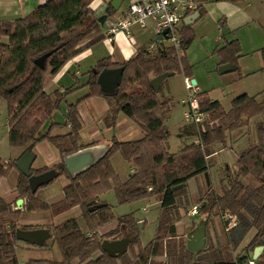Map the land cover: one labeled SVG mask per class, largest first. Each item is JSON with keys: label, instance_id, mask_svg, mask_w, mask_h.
I'll list each match as a JSON object with an SVG mask.
<instances>
[{"label": "trees", "instance_id": "obj_1", "mask_svg": "<svg viewBox=\"0 0 264 264\" xmlns=\"http://www.w3.org/2000/svg\"><path fill=\"white\" fill-rule=\"evenodd\" d=\"M92 1L47 0L24 18L0 20V100L6 104L9 145L31 151L37 142L46 140L60 155V161L51 167L30 169L29 177L18 174L15 190L17 199L24 200L23 209L0 196V264H20L16 231L33 229L20 225L24 212L48 211L57 215L74 207L80 208L90 233L81 231L75 218L47 226L61 260L33 259L24 264H73L74 261L75 264H117L118 261V264H154V258L161 255L173 257L175 264H248L253 260L249 254L241 252L231 258L229 252L224 253L226 248L213 249L206 245L197 253L190 252L186 248V239L176 234L181 201L189 196V180L207 172V156L214 148L225 147L231 132L264 113V90L252 96H237L227 111L206 92L196 91L195 98L204 120L184 125L185 135L195 136L196 141L184 145L176 153L167 150L164 139L169 136L167 119L172 100L161 93L162 85L154 91L150 80L165 72L181 73L184 78L191 79V67L186 59V51L194 38L191 27L183 25L178 29V48L155 40L154 49L148 52L147 47H140L122 63L112 62L109 57L97 61L87 72L88 93L76 103L67 105L70 130L53 136L48 130L37 137L42 125L71 92L68 88L64 93L47 94L44 86L74 55L76 47L99 31L100 24L90 7ZM196 1L199 3L196 12L202 16L203 4L209 0ZM111 2L106 3L107 16L115 10ZM100 38H94L91 43ZM215 53L218 65L231 64L238 71L240 45L237 40L225 42ZM260 54L264 66V47ZM44 55L43 66L39 67L35 61ZM114 68H122L119 83L112 92L105 93L97 83V76L103 69ZM94 96L103 98L108 105L103 117L107 127H114L118 115L123 114L142 135L130 141L112 137L93 165L70 175L63 159L83 148L79 145L81 120L77 107L82 100ZM54 126L57 125H50ZM116 153L133 167V173L125 181L111 164V157ZM15 161L3 165L0 159V178L8 176ZM235 165V173L226 188L221 193L207 190L199 205H195L196 216L204 219L219 216L227 245L232 249L237 248L250 229L259 231L264 227V120L256 126V142L237 154ZM44 174H50V178L33 190L29 185L30 177ZM61 176H65L69 184L63 188L60 201L49 204L36 197L40 188ZM247 177H252L255 184L243 185L241 178ZM109 189H113L118 204L149 197L159 201L156 231L146 245L140 242L139 221L132 214L116 217L110 207L100 201L99 197ZM227 215L236 219V224L229 228ZM114 220L116 228L105 236L98 234L101 226ZM109 237H127L130 240L127 251L116 258L107 255L101 250V243ZM256 244L264 245V240ZM97 252L100 254L94 257ZM254 261L264 264V251Z\"/></svg>", "mask_w": 264, "mask_h": 264}, {"label": "crops", "instance_id": "obj_2", "mask_svg": "<svg viewBox=\"0 0 264 264\" xmlns=\"http://www.w3.org/2000/svg\"><path fill=\"white\" fill-rule=\"evenodd\" d=\"M45 1L47 0H0V20L11 21L18 18H24L29 13H31L38 5L43 4ZM109 1L113 0H93L90 3V7L94 11L97 19L103 18L102 23L98 21L100 24L99 31L81 42L76 47V52L74 53V55L48 81V89L46 90L45 88V92L47 94H52L55 91L64 93V91L68 88L71 89V92L65 96L64 100L60 104V108L54 111L50 119H48L42 125L37 137L46 133L48 130H50L49 134L52 136L62 135L70 130V125L67 122L66 116L67 105L76 103L79 99L83 98L88 93V87L85 85L88 76L86 74L85 76L83 75V66L87 65L86 67H88L90 71L94 68L97 61L103 58L109 57L112 62L122 63L128 60L140 47H151V49H154L155 44H153V42L158 35L155 32L153 22L150 20L146 22L144 27H141L137 24L132 25L129 35L125 30H118L114 33H110V27L117 21L126 17L127 4L124 8H122V3L124 2V0H122L118 5V8L114 10L113 14L111 16H107L105 7ZM203 8V15L200 16L198 21H195L191 26L188 27H191L192 30L198 32V35L199 33L208 35L209 33L214 32L216 36L213 39L216 49L223 47L225 42L238 40L237 42L240 45L238 66H240V74L242 77L250 78L251 76L256 75L259 70H264L262 57L260 55V50L264 47V34L262 31L264 28V0H242L237 2L214 0L208 1L207 3L203 4ZM183 25L184 23L182 22L180 27H182ZM239 31H246L247 37L241 39L238 35ZM98 36L101 37L100 40H98L96 43L94 42L95 44L91 43V41ZM202 40L203 39H201V41ZM164 44H166L165 41L163 45ZM255 55L256 58L251 59L252 56ZM246 59L248 61H246ZM251 60H254V63H256L255 67L251 66ZM86 61L89 63H86ZM215 62L217 64L218 71V67L220 66L218 65V58ZM235 71L236 70L234 67V70L223 74H230ZM233 76L234 75H231V77ZM237 78L238 76L235 75V78L233 77V81ZM185 79L186 78H184V80ZM165 80L161 85H163ZM255 83L256 85H253L252 89H250V85L244 84L236 88V93L232 94V97L229 101L230 105L231 101L239 95L247 94L252 96L264 90V78L261 77L256 79V81H254V84ZM193 86L196 91H204L202 90V87L200 86L198 81ZM163 95L171 99L170 96L165 94ZM209 98L211 100L218 101L222 105L220 100L211 97ZM182 102L183 104H185V99H183ZM229 108L230 106H228L227 108L223 107L225 111L229 110ZM77 110L81 120L79 145L83 146V148L79 151L92 149L100 151V153L103 154L112 137H115L120 141H130L138 139L142 135L141 130L123 114L118 115L117 123L114 127H107L103 122V117L108 110V105L106 101L101 97L94 96L82 100L79 103ZM57 111L60 112L59 114H62V118L56 117L57 115H59H56ZM263 120L264 113L249 120L241 128L231 132L226 142V149L231 150L232 148V150L239 153L250 143H255L256 126ZM184 123L185 122H183L179 126V128L184 125ZM51 124H56L57 126L50 127ZM2 131L4 134V130ZM7 132L8 124L6 121L5 133ZM27 151L29 150L25 151L23 147L12 148V155L4 158L0 157V159L2 162H7V160L15 159L16 164V162ZM29 152L34 155V160L31 164L30 169H38L47 166L51 167L52 165H55L60 161V155L58 151L46 140L37 142ZM126 164L128 165V174H126V176L124 177H120L122 181H125L128 176L133 173L132 165L128 163ZM19 173V170L14 165V168L10 171L7 177L0 178V196L8 202L14 203L17 208L23 209L24 200L21 199V203H18L19 199H17V193L15 190ZM198 177L199 176H197L196 178ZM196 178L189 180V182L194 181L195 183V189L191 192V194L196 193L197 187L199 186L196 182ZM57 180H59V183L61 185L60 192L55 193L53 189H50L53 187H48L47 189H43L42 192L44 193V196H42V198L39 195L40 191H37V198L49 204L60 201L63 198V188L69 184V180L65 176H61ZM36 183L37 182L34 181V184ZM189 216L192 215H190L189 213ZM70 218L76 219L81 231L85 232L86 234L90 233L86 229L85 222L81 217V210L79 207H74L57 215H51L49 212H24L19 223L21 226H29L33 229L43 228L49 231L47 225H57ZM199 218L204 219V217ZM218 221L219 223H216L215 228L212 227L213 229H210L213 233V236L211 238L208 233V227L206 225V234H208V236L206 235L205 238V246L208 245L213 249L226 248L231 258H234L237 254L242 252V254H249L250 258L252 259H254L255 249L260 247L257 258L254 260H257L259 258V256L264 251V245H257L256 242L259 240H264V227L259 231L250 229L244 236L240 244L237 246V248L232 249L227 245V237L225 229L222 225V220L220 221L219 219ZM114 227L115 221H111L98 230L109 231ZM50 238L42 246L18 241V246L16 249L17 257L19 256V252L21 250L28 251L27 253L29 258L27 259V261L33 259L60 261L61 255L59 252H57L56 247L53 244H48ZM99 254L100 252H97L96 254H94V257H97ZM24 263L25 262H20V264ZM75 263L76 261L73 262V264Z\"/></svg>", "mask_w": 264, "mask_h": 264}, {"label": "rangeland", "instance_id": "obj_3", "mask_svg": "<svg viewBox=\"0 0 264 264\" xmlns=\"http://www.w3.org/2000/svg\"><path fill=\"white\" fill-rule=\"evenodd\" d=\"M127 1L128 0H124V2L122 3V8L126 6ZM193 33H194V38L186 51V59L191 67V79L196 80V83L198 81L200 86L202 87V90H204L203 92H206L209 97L220 100L223 107L227 108L228 106H230L229 101L232 97V94L236 93V88L244 84V85H250V89H252V86L256 85V83L254 84V81H256V79L261 77L264 78L263 69L259 70L256 75L251 76L250 78L242 77L240 74L241 71L240 66H238V71H235L233 73L222 74V75L219 74L217 71V64L215 62L217 60V55L215 53L216 47L214 46V39H213L215 38L216 35L214 34V32L209 33L208 35H204L201 33H199L198 35V32H195L194 30ZM238 35L240 36L241 39L247 37L246 31H242V32L239 31ZM201 39L203 40L201 41ZM165 43L168 44V42ZM255 58L256 55L252 56L251 59H255ZM238 60H237V64H238ZM87 61L86 63H89ZM246 61L248 60L246 59ZM255 65L256 63H254V60H251V66L255 67ZM86 66L87 65L82 67L83 69L82 72L84 76L85 74L87 75V72L89 71L88 67ZM231 75H234L233 76L234 78L235 75L237 76L239 75V76L236 80L233 81V77H231ZM47 84L44 86V90L45 88L46 90L48 89ZM190 92L191 91H189L185 86L184 76L181 73H176L169 76L161 86V93L170 96L172 99L171 111L167 119L169 136L168 138L164 139V142L167 144L166 148L171 153H176L184 145L196 141L195 136L188 137L184 133V128H185L184 125H186L185 123L187 122L183 118V111L186 110L187 105L183 104L182 100L185 99L186 101ZM59 113L60 112L57 111L56 115ZM6 117H7L6 104L3 100H0V125L2 127V130H4V134L0 139L1 158L10 156L13 153L12 147H10L8 142V135L7 133H5V124L7 121ZM56 117L62 118L63 116L62 114H59ZM183 122H185L184 125H182L179 128V126ZM226 148L227 146L225 147L218 146L213 150H211V154L207 156L206 159L208 165L207 172L199 175V177L196 178V182L199 185L197 187L196 193L191 194V192L194 191L195 189L194 181L188 183L189 196L186 199H182L181 208L179 211L180 219L175 223L176 234L182 236L184 239H186L187 234L190 233L192 229H194L196 218L198 219L200 217V216H189V211L192 209V207L195 205L196 206L199 205V200L202 198L203 194L209 189H214L217 193H221V191L224 188H226L229 179L235 173V169H236L235 162L238 153L232 150V148L231 150ZM11 160L14 159L7 160V162L1 161V164L5 165ZM111 161L116 173L120 177H124L126 176V174H128V165L122 159L119 153L113 154L111 157ZM13 168L14 167H12L11 170ZM241 181L243 185L248 183L255 184L252 177L241 178ZM48 187L49 188L53 187L50 189H53L55 193H58L60 192L61 185L59 183V180L56 179L47 186L40 188L38 191H40L39 195L41 198L42 196H44V193L42 192L43 189H47ZM99 199L100 201L105 202L110 207L112 213L116 217L126 214H132L140 222L138 228L140 234L139 239L142 245H146L154 237L157 226V218L159 215V201H157L154 197L142 198L126 204H118L113 189H109L108 191L103 193L99 197ZM36 212H48V211H36ZM219 219H220L219 216H213L209 219H206V225L208 227V233L210 235V238L213 236V233L211 232L210 229L215 228L216 223L217 222L219 223L218 221ZM116 227H117V222L115 221L114 228ZM109 231L97 230L98 234L102 236L103 235L105 236L106 233H108ZM206 235L208 236V234ZM106 239L110 240L111 237ZM48 244L49 245L53 244L56 247L57 252H59L57 245L52 238H50ZM27 252L28 251L20 250L18 256L20 262L27 261V259L29 258ZM224 253H227V251H225ZM154 261L156 262L154 264H175L173 257L171 256L166 257L165 255L155 257Z\"/></svg>", "mask_w": 264, "mask_h": 264}, {"label": "water", "instance_id": "obj_4", "mask_svg": "<svg viewBox=\"0 0 264 264\" xmlns=\"http://www.w3.org/2000/svg\"><path fill=\"white\" fill-rule=\"evenodd\" d=\"M121 1L122 0H113L111 2V6L114 9H117ZM209 1H214V0H209ZM199 18H200L199 13L195 12L192 15L187 16L183 20V23L185 26H191ZM102 20L103 18L98 19V21L101 23ZM166 31L167 30H164L163 34H165ZM161 39H162V35H159L156 37L155 40H161ZM44 58L45 55L37 59L35 63L39 67H42ZM232 70H234V67L231 64H223L218 67V71L221 74ZM121 74H122V68L103 69L97 76V83L100 89L105 93L112 92L118 85ZM171 75L172 73L165 72L152 78L150 80V85L153 88V90L157 92L162 82ZM190 83L192 85H195L196 82L194 79H190ZM2 135H3V131L0 125V139L2 138ZM101 155L102 154L100 153V151L88 149V150L78 151L72 155L66 156L64 157L63 161L68 173L70 175H75L89 168L91 165H93L101 157ZM33 160H34V155L29 151H27L16 162L15 166L17 167L20 173L29 177L30 167ZM49 178H50V174L30 177L29 185L34 190L39 183L44 182ZM34 181L37 183L34 184ZM21 201L22 200L19 199L18 203H21ZM139 224L140 223H138V225ZM50 236H51L50 232L47 229H43V228L29 229V230L18 229L16 231L17 240L37 246L44 245L45 242L50 238ZM205 238H206V219L199 218L196 221L195 228L190 233L187 234V240H186L187 250L193 253H197L201 251L205 247V241H206ZM129 242L130 240L127 237H123L120 239H113V240L104 239L101 243V250L104 251L110 257L116 258L121 256L127 251ZM259 249L260 247L255 249L254 259L257 258Z\"/></svg>", "mask_w": 264, "mask_h": 264}, {"label": "built area", "instance_id": "obj_5", "mask_svg": "<svg viewBox=\"0 0 264 264\" xmlns=\"http://www.w3.org/2000/svg\"><path fill=\"white\" fill-rule=\"evenodd\" d=\"M199 3L196 0H128L126 6V17L114 23L109 31L114 33L118 30H125L127 34L131 32V26L137 24L144 27L148 20L153 22L156 34L162 35V39L175 48L179 47V37L177 34L184 18L195 13ZM107 9V5L105 7ZM167 30L165 34L163 31ZM151 51V47H147ZM186 88L191 91L185 104L187 108L183 111V118L189 123H199L204 120V115L199 111L195 98L196 90L188 78L185 79ZM190 215L197 214V207L193 206L189 211ZM228 228L236 224V219L230 215ZM248 264H255L254 259Z\"/></svg>", "mask_w": 264, "mask_h": 264}, {"label": "flooded vegetation", "instance_id": "obj_6", "mask_svg": "<svg viewBox=\"0 0 264 264\" xmlns=\"http://www.w3.org/2000/svg\"><path fill=\"white\" fill-rule=\"evenodd\" d=\"M197 215V214H196ZM194 215V216H196ZM139 223V222H138ZM120 238H123V237H118V238H115V239H120ZM114 238H111L110 240H113Z\"/></svg>", "mask_w": 264, "mask_h": 264}]
</instances>
